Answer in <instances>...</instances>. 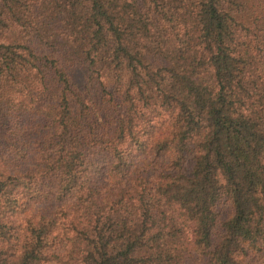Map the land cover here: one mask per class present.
Returning <instances> with one entry per match:
<instances>
[{"label":"trees","instance_id":"1","mask_svg":"<svg viewBox=\"0 0 264 264\" xmlns=\"http://www.w3.org/2000/svg\"><path fill=\"white\" fill-rule=\"evenodd\" d=\"M0 264H264V0H0Z\"/></svg>","mask_w":264,"mask_h":264}]
</instances>
